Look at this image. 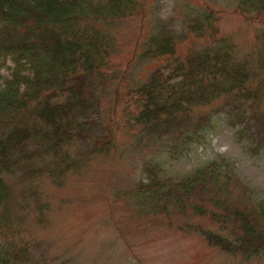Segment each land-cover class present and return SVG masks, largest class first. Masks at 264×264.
Wrapping results in <instances>:
<instances>
[{
    "label": "trees",
    "instance_id": "16d2710c",
    "mask_svg": "<svg viewBox=\"0 0 264 264\" xmlns=\"http://www.w3.org/2000/svg\"><path fill=\"white\" fill-rule=\"evenodd\" d=\"M228 1L231 15L264 26V0ZM221 13L205 3L185 34L152 22L120 69L113 63L116 26L138 17L144 22V0H0V264H37L26 242L12 240L24 227L23 215H33L27 202L37 198L39 184L58 185L110 158L122 138L172 141L180 148L196 142L211 123L198 111L220 103L239 109L236 119L245 112L259 115L264 141V62L254 71L238 57L218 29ZM187 37L192 42L181 52ZM92 90L113 103L104 112L115 117L113 127L100 133L93 127L100 98ZM122 99L132 101V110H117ZM150 170L146 182L124 197H147L146 211L153 215L171 205L205 218L215 227L181 229L243 262L264 259V199L241 186L229 161L207 162L175 181Z\"/></svg>",
    "mask_w": 264,
    "mask_h": 264
},
{
    "label": "rangeland",
    "instance_id": "374dc122",
    "mask_svg": "<svg viewBox=\"0 0 264 264\" xmlns=\"http://www.w3.org/2000/svg\"><path fill=\"white\" fill-rule=\"evenodd\" d=\"M144 1V22L138 17L116 26L118 52L113 63L120 69L131 59L141 29L159 20L168 29L185 34L187 23L205 3L222 12L218 29L236 47L238 57L254 71L259 70L260 61L264 62V26L231 15L233 5L228 0ZM191 42L187 37L179 50L185 52ZM91 95L100 98L93 125L94 133H100L103 126L113 127L115 117L104 114L113 103H109V95L95 90ZM94 100H90L91 106ZM220 105L214 103L198 111L206 113L204 117L209 115L211 123L194 143L179 148L173 147L172 141L122 138L120 148L110 158L92 162L58 185L43 180L37 198L27 202L33 215H23L24 227L11 240L17 245L26 242L37 264H264V259L243 262L227 256L198 235L181 229L186 224L215 227L205 218L185 216L171 205L153 215L146 211L147 197H124L146 182L150 168L156 176L175 181L207 162L225 159L233 165L241 186L249 188L253 197L264 199V141L259 140V115L245 112L242 119H236L239 109ZM118 106L117 110L126 106L132 110V101L119 100ZM217 108L224 110L217 112ZM262 109L260 106L257 111ZM235 191L236 195L241 193L240 188ZM35 206L43 214L42 220L35 218Z\"/></svg>",
    "mask_w": 264,
    "mask_h": 264
}]
</instances>
